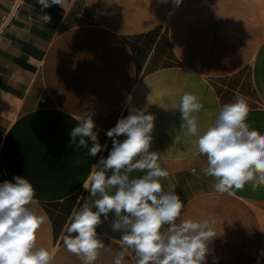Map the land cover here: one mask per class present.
Returning <instances> with one entry per match:
<instances>
[{"label": "crops", "instance_id": "crops-1", "mask_svg": "<svg viewBox=\"0 0 264 264\" xmlns=\"http://www.w3.org/2000/svg\"><path fill=\"white\" fill-rule=\"evenodd\" d=\"M10 2L0 0V15ZM185 92L201 99L202 128L243 95L247 123L264 134V0H66L43 11L23 0L0 34V182L20 175L33 184L34 207L47 217L36 246L53 264H82L63 245L64 226L91 203L82 183L112 147L106 132L133 109L155 116L150 150L169 172L162 185H176L185 204L177 223L214 221L207 264H264V186L215 191L196 137L180 128L175 107ZM88 110L107 144L97 157L69 143L75 117ZM98 233L105 248L95 264H114L121 234L110 221ZM123 264H136L134 253Z\"/></svg>", "mask_w": 264, "mask_h": 264}, {"label": "clouds", "instance_id": "clouds-1", "mask_svg": "<svg viewBox=\"0 0 264 264\" xmlns=\"http://www.w3.org/2000/svg\"><path fill=\"white\" fill-rule=\"evenodd\" d=\"M36 2L43 11L53 5L64 8L66 0ZM171 2L179 7L183 0ZM40 17L44 24L52 19L47 13ZM175 109L180 113V128L196 137L195 146L206 157L202 171L214 178L216 192L231 196L249 183L253 190L264 186V134L247 123L250 108L243 95L224 103L214 123L206 128L198 115L203 104L195 93L185 92ZM75 119L78 123L69 132V143L97 157L107 144L99 141L94 112L88 110ZM154 124V114L133 109L106 132L112 147L107 157L100 156L93 164L82 183L91 203L86 201L74 209L64 226L63 245L82 264H95L105 248L98 228L108 221L111 231L121 234L123 246L114 264H123L128 251L134 253L136 264H207L209 244L215 238L214 221L185 219L177 223L185 204L176 185L164 187L161 183L169 172L161 167L159 153L150 150ZM121 136L125 138L121 140ZM134 172L140 175L132 177ZM35 197L33 184L24 176L0 182V264H53L48 249L36 246L47 217L34 207ZM259 255L264 257V251Z\"/></svg>", "mask_w": 264, "mask_h": 264}, {"label": "built area", "instance_id": "built-area-1", "mask_svg": "<svg viewBox=\"0 0 264 264\" xmlns=\"http://www.w3.org/2000/svg\"><path fill=\"white\" fill-rule=\"evenodd\" d=\"M23 0H11L7 11L0 15V34L17 16Z\"/></svg>", "mask_w": 264, "mask_h": 264}]
</instances>
